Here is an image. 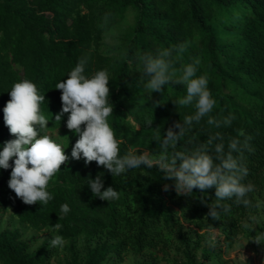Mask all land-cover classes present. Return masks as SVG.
Instances as JSON below:
<instances>
[{"label": "trees", "instance_id": "16d2710c", "mask_svg": "<svg viewBox=\"0 0 264 264\" xmlns=\"http://www.w3.org/2000/svg\"><path fill=\"white\" fill-rule=\"evenodd\" d=\"M130 15L133 23L127 31L109 42ZM167 48L174 49L172 79L199 59L196 75L207 77L216 100L211 115L235 116L230 127L219 129L208 126L206 118L194 122L178 147L193 148L219 131L227 151L229 138L241 131L250 137L251 151L244 152L243 163L249 172L244 183L255 186L248 197L252 206L225 200L230 212L213 220L207 214L208 205L215 203V188L178 196L174 182L163 179L155 166L112 176L95 161L85 165L83 158L61 166L51 179L47 190L53 199L47 205H26L8 186L14 166L10 160L8 169L0 168V207H11L33 229L49 227L68 240L64 264H104L115 256L123 259L129 250L142 253L174 243L182 247V264H202L195 259L200 243L186 223L201 229L223 227L231 241L240 233H255L246 226L245 216L259 203L264 206V0H0V151L14 137L3 113L13 84L27 79L45 95L40 107L49 121L47 131L65 127L68 113L61 121L54 118L62 109L61 91L55 85L84 59L86 75L109 72L114 111L108 122L120 142V155L133 151L158 156L160 144L153 137L159 133L163 139L169 127L196 111L194 103H174L186 96L184 85L169 83L151 95L144 87L141 57ZM151 119L150 128L146 121ZM100 173L104 188L113 187L119 199L102 201L93 195L89 179ZM62 204L70 208L66 215L60 212ZM56 223L61 227L54 230ZM80 237L85 239L82 246ZM214 253L206 256L213 258ZM56 254L51 241L33 249L20 228L0 231V264H51ZM135 264L160 261L152 254Z\"/></svg>", "mask_w": 264, "mask_h": 264}, {"label": "clouds", "instance_id": "9594fccd", "mask_svg": "<svg viewBox=\"0 0 264 264\" xmlns=\"http://www.w3.org/2000/svg\"><path fill=\"white\" fill-rule=\"evenodd\" d=\"M173 52L174 49L167 48L158 50L155 55L141 57L144 65L141 80L145 81L144 87L150 95L162 92L169 83L184 85L186 96L174 103L180 106L194 103L196 111L194 115L185 116L183 123L177 121L169 127L163 139L159 133L153 137L160 144L158 156L147 152L136 155L133 151L120 155V142L108 122L114 111L110 102L109 72L102 69L86 75L87 61L84 59L78 61L66 80L56 83L55 89L61 91L62 109L54 118L61 121L65 113L69 114L66 127L78 136L71 150V159L79 161L83 158L85 165L95 161L112 176L126 174L142 166L149 169L155 166L163 173V179L174 182L178 196L191 195L194 189L204 192L215 188V203L208 205L207 217L219 220L222 212L226 214L231 210L230 205L222 203L225 200H233L238 206H252L248 197L255 186L251 182L244 183L249 172L243 163L244 152L251 151L250 137L241 131L237 137L229 138L227 151L225 137L219 131L193 148L178 147L182 138L192 130L194 122L199 123L206 118L208 126L219 129L230 127L235 116L230 114L217 118L211 115L216 100L208 89L207 77L196 75L199 59L185 66L178 79H172L169 68ZM9 95L10 100L3 109L4 123L10 134L17 138L5 142L0 151V168L8 169L10 160H13L9 188L26 205H47L53 199L47 190L49 182L69 161V156L65 154V148L47 132L49 121L40 107L45 95L38 92L37 86L24 79L13 84ZM152 120L146 121L147 127L151 128ZM88 186L93 195L102 201L119 199V193L113 187L104 188L103 173L95 179L90 178ZM168 190L169 185H165L164 191ZM69 211L67 204L60 206L62 214L66 215ZM52 227L55 230L61 225L56 223ZM251 241L264 244V232L254 235ZM64 243L58 235L51 239L52 248L62 247Z\"/></svg>", "mask_w": 264, "mask_h": 264}, {"label": "rangeland", "instance_id": "374dc122", "mask_svg": "<svg viewBox=\"0 0 264 264\" xmlns=\"http://www.w3.org/2000/svg\"><path fill=\"white\" fill-rule=\"evenodd\" d=\"M133 23V16L130 15L120 26L111 33L109 42L115 41L114 37L120 36ZM51 138L65 148V154L69 156V161L62 166H70L77 160L71 159V150L73 139L78 136L72 133L67 127L47 131ZM17 137H13V140ZM55 179V178H54ZM264 194V191L262 192ZM246 226L255 230V233H240L235 241L229 240L223 227L198 228L193 224L186 223L185 227L193 236L194 241L200 243L197 249L195 259L202 264H264V244H256L251 241L254 235L264 232V206L259 203V207L245 216ZM7 227L20 228L24 237L32 242V248L35 249L51 239L57 234L49 227L36 230L21 222L17 215L9 206L0 207V231ZM261 230V231H258ZM62 247H57V254L52 258L51 264H64L68 256L69 241L64 240ZM85 243L84 237L78 239V245ZM214 253V257L206 256V253ZM159 258L160 264H182L185 261L182 247L176 243L164 249L159 247L147 252L138 253L132 250L124 254V258L118 256L111 258L104 264H135L140 260L147 259L150 255ZM213 254V253H212Z\"/></svg>", "mask_w": 264, "mask_h": 264}]
</instances>
